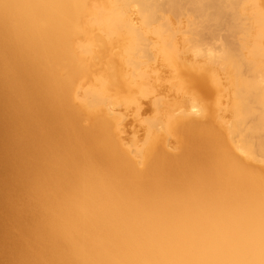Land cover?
<instances>
[{"label":"bare ground","instance_id":"6f19581e","mask_svg":"<svg viewBox=\"0 0 264 264\" xmlns=\"http://www.w3.org/2000/svg\"><path fill=\"white\" fill-rule=\"evenodd\" d=\"M0 264H264V0H0Z\"/></svg>","mask_w":264,"mask_h":264}]
</instances>
